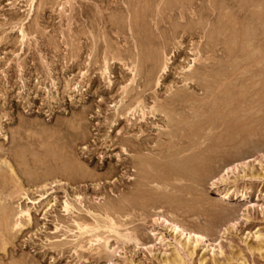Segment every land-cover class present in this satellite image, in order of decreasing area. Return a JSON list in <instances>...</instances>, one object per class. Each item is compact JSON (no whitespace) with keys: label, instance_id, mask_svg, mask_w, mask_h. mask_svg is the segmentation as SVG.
<instances>
[{"label":"rangeland","instance_id":"rangeland-1","mask_svg":"<svg viewBox=\"0 0 264 264\" xmlns=\"http://www.w3.org/2000/svg\"><path fill=\"white\" fill-rule=\"evenodd\" d=\"M0 210V264H264V0H0Z\"/></svg>","mask_w":264,"mask_h":264},{"label":"bare ground","instance_id":"bare-ground-1","mask_svg":"<svg viewBox=\"0 0 264 264\" xmlns=\"http://www.w3.org/2000/svg\"><path fill=\"white\" fill-rule=\"evenodd\" d=\"M118 34V33H117ZM127 59V58H126ZM166 68V65H164V67L162 68V69H165ZM162 72V71H161ZM151 75V74H150ZM135 110V109H134ZM36 137V136H35ZM140 146V145H139ZM138 148V147H137ZM140 149V148H139ZM141 150V149H140ZM144 155V154H143ZM170 155V154H169ZM169 155H167V156H169ZM142 156V155H141ZM140 156V157H141ZM145 156H148V155H145ZM167 156H165L164 158H166ZM172 156V155H171ZM177 156V155H176ZM175 156V157H176ZM143 157V156H142ZM141 157V158H142ZM173 157V156H172ZM146 158V157H145ZM163 158V157H162ZM144 158H142L141 159V161L143 160ZM146 159H148L147 161H146V163L148 164L147 166L145 165L144 166V168H145V171H146V174L148 175H146L147 176V178L145 179V181L146 180H148V179H152V180H156V182H157V179H164V180H166L167 178H163V177H161L158 173H157V170L155 169V167L156 166H152L153 164L155 165V163H154V161L155 160H157V159H153V158H150V156H148V158H146ZM153 161H152V160ZM149 160L150 161H152V162H149ZM140 161V165H143L142 164V162L144 161H142L141 162ZM158 162H160V161H158ZM134 163H136V162H134ZM153 163V164H152ZM139 165V166H140ZM142 167V169H143V166H141ZM9 168H10V165H9ZM140 168V167H139ZM157 168V167H156ZM11 171L10 172H12V169H10ZM143 171H144V169H143ZM153 172L155 173V174H153ZM145 173V172H144ZM182 174V173H181ZM225 175V174H224ZM180 175H176V176H174V177H172V178H174L175 179V181H176V179L177 180H181V179H179L180 177H179ZM151 177V178H150ZM223 177V176H222ZM174 179H172V180H174ZM154 180V181H155ZM164 180H163V182H164ZM144 181V180H143ZM221 181H223L224 182V178H222L221 179ZM147 182V181H146ZM148 182H149V180H148ZM166 182H169V181H166ZM150 183V182H149ZM152 183V182H151ZM154 183V182H153ZM152 183V184H153ZM165 183V182H164ZM163 183V184H164ZM214 185L216 184L215 182H212ZM146 185V184H145ZM155 186H157L156 187V189L157 188H159V186L160 185H158V183H155L154 184ZM176 188V187H175ZM6 190V189H5ZM152 194V193H151ZM220 194H222V196L224 197V198H228V197H230V195L231 194H234V195H236V196H238V189H236V188H229L227 191H225V192H222V193H220ZM147 195V194H146ZM245 193L244 192H241L240 193V195L239 196H242V197H245ZM40 197H41V195H40ZM43 197V196H42ZM222 197V198H223ZM150 198V197H149ZM70 201H68V200H65V202H64V209L67 211L68 209H70ZM142 205V204H141ZM28 208V207H27ZM27 208H25V209H22V207H21V210H20V212L18 213L17 212V214H18V217H17V219H16V221H14V224H13V227H19L20 225H21V220H20V217L21 216H26L27 217V219L28 220H30V212H29V208L27 209ZM3 210V209H2ZM2 210H0V211H2ZM5 212V211H4ZM2 213V212H1ZM1 215V214H0ZM22 218V217H21ZM25 218V217H24ZM154 219H156V221L164 228V229H167L168 231H170V233H172L173 234V237H174V239L177 241V242H179V243H181V246H182V248L183 249H187L188 250V253H189V255L190 256H192L193 255V253H194V251H195V247H196V245H200L201 246V249L203 250V251H205V250H208V251H211L212 253H214V249H215V244H213V243H209V240H208V238L204 235V234H202V233H200V232H194V231H190V230H188L186 227H184L183 225H181V223H179V222H177V221H175L174 219L172 220L171 218H166V216H164V215H161V214H157L156 215V217L154 218ZM108 220V221H107ZM105 221H107V222H105ZM105 221L103 222V223H105V224H103V227H105V228H107L108 230H109V232L111 231V232H113V233H115V235L117 234V236H121V237H124V238H127V239H134V241H136L137 242V240L138 239H136V238H134V236L132 235L131 236V233H129V232H126V233H121L120 231H119V224L117 223V222H115L113 219H111V218H108L107 219V217H106V219H105ZM2 222H4V221H2ZM29 222V221H28ZM156 222V223H157ZM11 226V225H10ZM96 228H98V225L97 226H95ZM78 228L79 229H86L87 228V225H83V226H81V225H78ZM193 230V229H192ZM259 233V232H258ZM155 235H156V233H155ZM10 236V235H9ZM257 237H261V236H263V235H261V234H257L256 235ZM156 238L159 240V241H164V237H163V235H162V233H159V235H156ZM3 240V239H2ZM2 242V244L4 245L5 243V241H1ZM106 242V241H105ZM107 243V242H106ZM2 245V246H3ZM105 245V244H104ZM4 248V247H3ZM1 249H2V247H1ZM253 250V249H252ZM173 251V256H172V262H176V261H182L181 259V257H180V255H179V253L174 249V250H172ZM187 253V252H186ZM109 258V257H108ZM107 258V259H108ZM204 259V258H203ZM202 259V262L204 261ZM108 263V262H107ZM178 263V262H177Z\"/></svg>","mask_w":264,"mask_h":264}]
</instances>
